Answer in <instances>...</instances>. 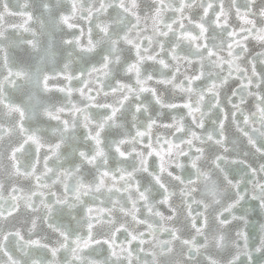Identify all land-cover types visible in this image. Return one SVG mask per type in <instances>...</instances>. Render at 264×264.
<instances>
[{
    "label": "clouds",
    "instance_id": "1",
    "mask_svg": "<svg viewBox=\"0 0 264 264\" xmlns=\"http://www.w3.org/2000/svg\"><path fill=\"white\" fill-rule=\"evenodd\" d=\"M0 264H264V0H0Z\"/></svg>",
    "mask_w": 264,
    "mask_h": 264
}]
</instances>
